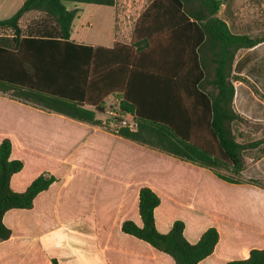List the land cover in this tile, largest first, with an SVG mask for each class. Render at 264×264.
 <instances>
[{"label":"trees","instance_id":"16d2710c","mask_svg":"<svg viewBox=\"0 0 264 264\" xmlns=\"http://www.w3.org/2000/svg\"><path fill=\"white\" fill-rule=\"evenodd\" d=\"M117 0H25L10 18L0 20V91L13 100L69 119L101 125L105 99L122 94L123 108L134 114L138 130H122L121 137L159 150L182 161L211 170L219 179L240 183L245 152L257 149L264 139L240 143L233 133L235 122L251 123L233 107V75L239 50L264 42L260 37L236 35L217 14L222 0H153L135 23L130 44L113 48L78 45L71 40L78 9L65 3L112 7ZM37 11L44 17L25 30L21 18ZM13 140H0V243L12 236L4 222L11 210H31L34 200L58 181L43 172L18 192L12 179L25 163L12 157ZM264 151V150H263ZM220 170H229L232 177ZM264 188V183L255 182ZM161 198L150 187L139 192L142 226L127 220L122 232L143 241L174 264H199L219 243L216 228L207 229L196 244L184 235L185 223L176 220L160 233L155 210ZM52 264H58L53 260ZM226 264H264V249H252L249 257Z\"/></svg>","mask_w":264,"mask_h":264},{"label":"crops","instance_id":"0c3cea01","mask_svg":"<svg viewBox=\"0 0 264 264\" xmlns=\"http://www.w3.org/2000/svg\"><path fill=\"white\" fill-rule=\"evenodd\" d=\"M24 1L0 0V20L12 17ZM149 4L137 14L134 25ZM75 8L79 12L72 24L74 43L102 48L130 44L131 38L123 41L120 33L132 12L126 0H117L112 7L85 4ZM37 14L44 17L41 12H28L20 27L27 29ZM217 16L236 35L255 38L264 32V0H222ZM95 25L97 31H92ZM0 37L12 38V34L6 30ZM233 75L247 78L259 92L235 81V112L264 125V42L237 52ZM5 102L31 114L18 130H0V140L6 136L13 140L12 157L25 163L23 172L13 177L12 188L24 191L43 172H51L58 181L36 197L31 210H11L5 215L12 236L0 243V264H52L53 260L58 264H174L169 256L122 232L127 220L142 226L139 192L144 186L161 198L155 210L160 233H168L179 219L185 223L184 235L191 244L207 229L218 230L220 240L213 254L199 264H226L247 259L252 249H264V188L255 184L264 183V144L247 150L241 181L233 184L197 164L108 134L96 125L23 104L0 91V103ZM233 133L240 143V136L250 134L244 129ZM94 134L121 141L118 167L99 159L101 155L94 151L87 156L85 150ZM28 167L34 174L24 182ZM177 174L190 187L188 193L169 189L173 181L170 185L166 178ZM181 208L183 217L177 213Z\"/></svg>","mask_w":264,"mask_h":264},{"label":"rangeland","instance_id":"374dc122","mask_svg":"<svg viewBox=\"0 0 264 264\" xmlns=\"http://www.w3.org/2000/svg\"><path fill=\"white\" fill-rule=\"evenodd\" d=\"M119 1H123V0H119ZM128 3V7L131 8L132 7V12H131V17H129L126 21V24L122 25V32L121 35L123 37V41H132V33L134 30V19L136 18L137 14L143 10L144 7L147 6V4H149L152 0H126ZM66 7L69 10H73L76 9L75 6H79V7H84L85 4H73L70 2H67ZM133 9L134 12H133ZM35 17L37 19H31V21H37L38 19H40V15H35ZM98 21L94 22V24H97ZM88 26V25H87ZM117 30L120 31V27L117 21ZM88 28V27H87ZM98 26L95 25L94 27H91L90 29L92 31H97ZM106 29H108V27L106 26ZM26 31V29H25ZM0 33L2 34H6V31H0ZM130 41V43H131ZM123 44V43H121ZM29 112V111H26ZM25 112V110L19 109L17 108L15 105L11 104V103H0V130H10L13 131L18 130L19 126L21 124L24 123V121H27L29 118H31V114H27ZM31 113V112H30ZM96 118L98 120H100L103 124L98 125V127H100L103 131H105L108 134L111 135H116V136H120L119 133H116L114 128H110L108 126V124L105 121L104 116L100 115V114H96ZM232 129L236 132V134L238 135L239 130L240 129H244V131H248L250 134L247 137H239L241 138V141L243 143H250L253 140L259 138V139H264V125L261 124H254V123H242V122H235L232 125ZM69 137L71 138V135L69 134ZM84 137V133L83 131H80V138ZM120 143L121 141L118 139H113L110 138L108 136H105L104 134H94L91 136L90 142L88 144V148L87 150H85L87 156H88V151H94L96 154L101 155L99 159L101 160H107V161H113V164L116 165L118 167V161L120 158ZM249 151H246L245 154H248ZM97 156V155H96ZM98 158V157H97ZM115 167V166H113ZM163 173V172H162ZM220 173L225 175V176H229L232 177V172L229 170H220ZM34 174L33 171L29 170V167L27 169V171L24 174V182L27 181L28 179L31 178V176ZM168 179L171 185V180L173 181L172 183V187L169 188L171 191L175 190L178 193H181V195L183 193H188L190 191V187H185L183 181V175H176L174 176V178H166ZM183 212L184 210L181 208L177 213L183 217ZM182 220V219H179Z\"/></svg>","mask_w":264,"mask_h":264},{"label":"built area","instance_id":"2783aa9c","mask_svg":"<svg viewBox=\"0 0 264 264\" xmlns=\"http://www.w3.org/2000/svg\"><path fill=\"white\" fill-rule=\"evenodd\" d=\"M104 116L108 126L114 128L116 133L122 130L136 132L138 130V120L134 114L123 108V97L120 93H115L105 99L103 112L98 113ZM101 124H103L101 122Z\"/></svg>","mask_w":264,"mask_h":264}]
</instances>
